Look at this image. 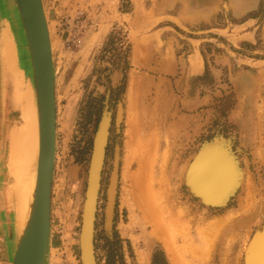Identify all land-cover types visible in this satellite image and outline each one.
I'll use <instances>...</instances> for the list:
<instances>
[{"label": "rangeland", "instance_id": "rangeland-1", "mask_svg": "<svg viewBox=\"0 0 264 264\" xmlns=\"http://www.w3.org/2000/svg\"><path fill=\"white\" fill-rule=\"evenodd\" d=\"M43 3L56 94L46 264H81L79 235L88 172L105 110L111 125L96 212L97 264H245V250L253 235L264 228V0ZM8 4L15 16L14 0ZM5 27H0V34ZM152 33L165 52L186 60L191 55L187 63L197 72L204 63L205 72L181 85L173 77H169L171 86L156 77L151 82L140 79L146 71L137 65L133 51L139 39ZM22 48L20 73L27 66L33 68ZM1 54L0 44V264L6 256L12 264L14 247L9 248L8 241L14 244L20 231L10 191L15 182L9 171L10 136L19 128L20 114L10 87L12 76ZM188 87L190 100H196L190 110L195 141L176 157L178 135L170 133L162 106L169 103L187 113ZM216 139L228 141L226 159L237 162L238 171V183L223 205L207 203L186 181L190 164L206 142ZM117 155L115 216L108 231L107 190ZM141 166L143 173H139ZM142 192L147 199H156L157 218L163 226L157 234L153 225L157 218L147 217L139 205ZM141 253L147 262H141Z\"/></svg>", "mask_w": 264, "mask_h": 264}, {"label": "water", "instance_id": "water-1", "mask_svg": "<svg viewBox=\"0 0 264 264\" xmlns=\"http://www.w3.org/2000/svg\"><path fill=\"white\" fill-rule=\"evenodd\" d=\"M14 3L15 14H18L20 21V31L22 32L21 34L24 33L33 66V77L35 81L39 107L40 156L38 161V176L33 199L34 201L31 205L29 219L25 229L19 238L12 264H44L51 225V201L56 141V94L53 53L51 49V37L43 0H14ZM105 114H107L108 117L110 115L109 111L105 110L100 120L93 141V150L88 172L87 189L82 212L79 238L81 264H88L86 254L91 257L92 264H97L95 255V215L100 193V184L102 181L106 148L108 144L109 135H107V133L110 130V126L106 128L107 133L100 146L96 165L97 168L95 171V177L93 179H91V174L96 156L97 138L100 135V129L102 128V121ZM204 151V148L201 149L198 156L191 164L192 166L197 164ZM221 155V161L229 166L227 168L225 166L222 173L226 174L225 176L229 180L232 171L231 166L228 163L231 162L227 163L223 154ZM214 157L217 156L213 155L212 158ZM111 175L112 176L110 178L111 180L107 191V210L105 213V225L108 231H111L113 227L115 216L119 175L118 155L116 156ZM90 186L92 187V193L90 191ZM225 186L226 188H223ZM223 187L219 188V190L210 189V191L206 192L207 197L205 198L209 197L210 199L208 202H206L212 205H223L230 194H232L235 186L233 184L227 186L226 182ZM199 192L196 191L197 194H199ZM90 198L91 203L89 202ZM88 204L90 205L89 216L87 215L88 210L86 209V206L88 208ZM91 216L92 220H89L88 217L91 218ZM260 248L264 249V228L258 230L253 235L245 253V264H256L253 253L255 249ZM260 264L262 263L260 262Z\"/></svg>", "mask_w": 264, "mask_h": 264}, {"label": "bare ground", "instance_id": "bare-ground-1", "mask_svg": "<svg viewBox=\"0 0 264 264\" xmlns=\"http://www.w3.org/2000/svg\"><path fill=\"white\" fill-rule=\"evenodd\" d=\"M15 17H16V20L18 21V27L16 25V29L14 27V31L16 30V36H17L16 38L20 46V50H21L20 57H21L22 50H23L22 47H25L27 54L29 53V50H28V45L26 43L24 34H22L23 35L22 36L21 35L22 32L19 33L20 21H19L18 14H16ZM48 27H49V24H48ZM49 32H50V29H49ZM20 37H23V38L20 39ZM50 37H51V34H50ZM18 38L20 39V41L18 40ZM22 42H24V44H22ZM0 44H1V50H2L1 56L3 60V64L6 67L7 72H9L10 76H12L11 78L13 80V84H11L12 86H10L12 89L14 88L13 101H14L16 109H18V113L20 114V121L18 122L19 128H15L12 131V134L10 136L11 137V150H10L11 158H10V164H9V171L11 174L10 176H12L14 178L13 180H15L14 184H12V186L10 187L11 198L14 202V214H15V221H16L15 226H16L17 231L19 230L22 233L29 219L31 205L34 201L33 199L35 195V187H36L37 176H38V161H39V156H40L39 107H38L37 92L35 88V81L33 77V69L32 67L27 66V69L30 71L29 76H27L26 72L23 71V70H27L25 66H24L25 68H23L22 70V73L19 72L17 66L18 67L20 66L19 65L20 57L18 58L16 44L13 39V34L9 30V28L4 30V32L0 34ZM51 49H53L52 41H51ZM30 63H32L31 57H30ZM53 66H54V62H53ZM11 78H10V82H12ZM54 80H55V77H54ZM121 114H122V108L119 107L118 120L121 119ZM110 123H111L110 115L108 117V115L105 114L104 119L102 121V128L100 129V135L97 138L98 140L96 144V156H95L93 167H92L91 179L95 177V171L97 168L96 165L98 161L100 146L103 142V139L106 136V133H107L106 128L110 126ZM107 135H109V131ZM55 152H56V141H55ZM212 154L216 155L217 157L212 158L213 156ZM221 156L222 155L219 152L215 153L214 151L212 152L211 149H208V150L205 149L204 153L198 160L197 164H194V166L190 164L191 166L188 169L189 171H187L188 179L186 181L190 182L188 184L190 185V188H192L194 191H197V192L200 191L199 194L202 196V198H204V201L208 202V200H210L209 197L205 198L207 197L206 192L210 191V189L219 190V188L223 187L226 182H227V186H230V184H233L235 186L238 183L237 182L238 181L237 180L238 171H237V166H236L237 162L235 163L233 159L229 161L230 159H226L227 157L223 154L224 158L226 159V162L227 163L231 162V163H228L231 166V171H232L231 177L228 180V178L225 176L226 174H223L222 171L224 170L225 166L226 168L229 166L223 163V161H221ZM141 168L142 169H139V173L144 172L142 166ZM212 187H216V188H212ZM223 188H226V186ZM91 189L92 187L90 188V191ZM100 189H101V184H100ZM143 192L142 194L140 193V195L138 196L139 205L141 206V208L144 209L143 210L144 214L146 213L147 217L154 220L159 215V212H158L159 210L157 209L158 206L156 205L157 206L156 207L154 205V203L156 204V199H154L155 197L153 198L152 194H151L152 198L147 199V196L143 194ZM211 194H212V191H211ZM107 200H108V192H107ZM89 202L91 203V198ZM89 207L90 205L88 204V208L86 206V209L88 210L87 212L88 216H89ZM106 210H107V207H106ZM106 210H105V213H106ZM96 212H97V207H96ZM88 219L92 220V216L91 218L88 217ZM105 220H106V215H105ZM160 221L161 220L157 218V220L153 223V225H155L156 227V230H155L156 234L159 233L163 229V226ZM174 221H179V220H174ZM182 222L184 223V221ZM79 238H80V235H79ZM79 245H80V241H79ZM47 250L48 248L46 249V257H47ZM245 251H247V249ZM175 253L173 255H175ZM253 254L255 258L254 261L256 264H260V262L264 264V249H261V248L255 249ZM139 256H140L141 262H147L146 261L147 256L145 255V253H141ZM176 256L178 257L177 254ZM46 257H45V260H46ZM86 257H87L88 264H92L91 257L87 254H86Z\"/></svg>", "mask_w": 264, "mask_h": 264}, {"label": "crops", "instance_id": "crops-1", "mask_svg": "<svg viewBox=\"0 0 264 264\" xmlns=\"http://www.w3.org/2000/svg\"><path fill=\"white\" fill-rule=\"evenodd\" d=\"M9 0H0V27H5L3 30H6L9 28L11 33L13 34V39L16 44L17 50H20L19 43L17 42V36H16V30L14 31V27L16 29V25L18 27V21L16 20V14H12V7L8 6ZM13 21V22H12ZM1 28V29H2ZM2 30V31H3ZM156 33H152L147 35L144 38H141L137 41V48H134L133 51V58L139 66L140 69H145L146 73L141 76L140 79H145L144 81L151 82V77L158 78V81L162 84L167 83L168 85H172V80H169V77H173L174 82L178 85L184 84L185 81L188 83L190 80L195 81V78L197 74H203L205 72V65L204 63H200L199 66V72L196 71V68L190 63H187L188 60H186L183 56H178L175 53H170L169 50L165 52L163 43H155ZM157 42V41H156ZM21 51V50H20ZM18 52V51H17ZM20 52H18V58L20 57ZM27 76H29V70L27 69ZM154 73V74H151ZM138 78V76H137ZM142 84V83H141ZM189 87L186 90V95H188L187 100V113H183L180 108H175L172 105H169V103H166L162 106L163 111L165 112V121L167 124H169V131L170 133L175 132V135L177 140L179 141V154L176 155V157H180L183 150L185 149V146H190V143L195 141V128L196 124L194 119H191V113L190 110H194L196 105L195 98H189ZM187 97V96H186ZM191 104V105H190ZM173 109V111L171 110ZM175 117V118H174ZM147 118H150V114L147 115ZM175 119V122L168 121V119ZM172 128V129H171ZM227 140H219L216 139L211 142H206L204 145V149H211V151L215 153H221L225 156L227 155L225 152H227ZM213 155V154H212ZM21 233H17L15 235V243H12L11 241H8L9 248H13L12 256H14V253L17 248V244L19 241V235ZM21 236V235H20ZM11 243V244H10ZM49 249V245H48ZM47 262V257L46 260ZM45 262V264H46ZM3 264H11L8 261V256H6L5 261Z\"/></svg>", "mask_w": 264, "mask_h": 264}]
</instances>
